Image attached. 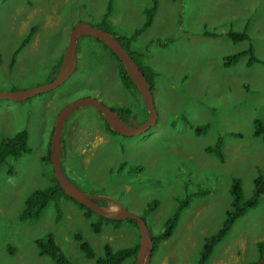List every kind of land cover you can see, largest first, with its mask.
I'll return each mask as SVG.
<instances>
[{
    "label": "rangeland",
    "instance_id": "rangeland-1",
    "mask_svg": "<svg viewBox=\"0 0 264 264\" xmlns=\"http://www.w3.org/2000/svg\"><path fill=\"white\" fill-rule=\"evenodd\" d=\"M156 2L152 25L133 40L131 49L157 74L152 88L157 125L136 138L113 135L105 131L100 111L79 108L64 126L62 167L86 194L107 197L141 216L153 237L184 205L174 235L159 245L150 264H198L206 240L223 228L233 183L239 180L249 199L255 179L264 174V141L254 136L255 120L264 125V0ZM153 3L0 0V92L51 83L76 24L131 38ZM231 31H247L249 40L235 43ZM27 38L12 66L14 53ZM249 47L263 63L249 67L246 56L225 67L226 57ZM77 57L76 72L59 88L23 103L0 101V144L26 130L32 149L17 161L14 175L9 174L13 163L0 168V264H55L38 254L36 241L48 235L71 264H96L105 257L106 246L116 251L140 244V230L129 220L109 222L98 214L88 218L75 201L60 194L40 217L21 220L28 197L54 184L46 157L56 119L66 106L94 98L116 112L130 109L129 119L124 117L134 124L148 119L140 94L124 87L115 57L100 41L80 37ZM204 125L209 128L198 136L196 128ZM219 140L223 162L206 151ZM97 203L116 209L106 200ZM99 222L101 231L95 233L93 225ZM75 234L91 244L95 259L80 251ZM262 257L264 196L215 246L206 264H255Z\"/></svg>",
    "mask_w": 264,
    "mask_h": 264
},
{
    "label": "trees",
    "instance_id": "trees-1",
    "mask_svg": "<svg viewBox=\"0 0 264 264\" xmlns=\"http://www.w3.org/2000/svg\"><path fill=\"white\" fill-rule=\"evenodd\" d=\"M153 6L150 9H147L146 12V22L143 24V26L131 37H118L117 35L111 33L105 28H102L103 30L111 33L114 37H116L121 44L125 47V49L131 54V56L134 58V60L139 64L141 70H143L148 84L153 88L154 81L156 79V72L152 68H150L147 65H144L141 61L136 59L134 52H132V45L133 40L138 37L145 29L149 28L153 21L154 17L157 12V2L156 0H152ZM112 12V5L111 3L108 5V13L105 15L107 18L109 14ZM101 28V27H100ZM36 27L33 29L35 31ZM33 30L31 31L33 33ZM32 33L30 35H32ZM210 35V34H208ZM214 36V35H211ZM30 37V36H28ZM229 37L235 42H244L246 40H249V35L247 34V31L244 32H230ZM28 38L24 39L18 48V50L14 53L12 63L11 65H15V59L19 52L25 48L28 44ZM104 45V44H103ZM105 46V45H104ZM112 54V56L115 57L118 65L119 74L118 77L121 79L124 87L130 91L137 90L135 84L130 79L128 74L125 71V68L121 61L112 53V51L105 46ZM248 57V66H252L255 62H262L260 61L255 55L252 47H249L247 50L240 52L238 54L228 56L225 58V67L230 68L235 66L239 60L242 57ZM63 57L61 59L62 64ZM263 63V62H262ZM11 66V67H12ZM60 68V67H59ZM57 76V75H56ZM56 78V77H55ZM54 78V79H55ZM139 93V92H138ZM144 103V102H143ZM146 108L145 104H143ZM147 109V108H146ZM114 110V109H113ZM116 111V110H114ZM117 112L122 113L123 115L127 114L126 116H131L130 109H120ZM126 117V118H127ZM123 118V116H122ZM129 118V117H128ZM125 119V118H124ZM209 128L208 125L199 126L196 128V134L198 136L205 134L206 130ZM105 131L109 134L118 135L114 131H112L106 122V128ZM241 136V135H240ZM239 136V137H240ZM254 136L257 138H262L264 141V125L260 119L255 120V132ZM223 143L221 140H219L215 146H211L208 149H206L207 152L214 154L221 162L224 161V154H223ZM32 152V149L30 147V135L29 132L24 130L19 132L15 137L13 138H4L3 142L0 144V168L8 162L13 163L14 165L9 168V174L12 176L15 174V164L17 161L21 159L23 155L30 154ZM46 160L48 163L50 162V146L48 155L46 157ZM63 165V163H62ZM53 170V168H52ZM54 184L50 187L42 190H37L34 193H32L26 203H25V211L21 216V220H33L42 215V213L47 209L52 203H55L58 194L65 196L68 199L69 198L64 191L60 188L58 181L53 177ZM255 188L253 196H251L249 199H245L243 196V191L241 187V182L237 180L233 183V187L231 189V197H232V205L231 209L226 214V221L223 225V228L218 231L216 234L212 235L210 238L206 240V243L204 244V248L202 250L201 258L198 261V264H206L208 260L212 257L214 253L215 246L224 240V238L230 233L235 223L243 218L245 215H247L249 210H252L256 207H258L260 203V199L264 196V174H261L259 177H257L254 181ZM73 200V199H71ZM75 201V200H73ZM76 202V201H75ZM77 203V202H76ZM79 207H81L83 210L86 211V215L88 218L92 217L94 212L86 208L85 206L77 203ZM183 205V204H182ZM185 206L179 207V209L173 214V216L167 221L164 227V231L159 234L156 237H153V241L155 243V251H157L159 245L163 243L164 241H167L172 238V236L175 233V230L177 228L179 219H180V213L182 209ZM100 218L104 219L105 221L109 222H115L108 220L104 217L99 216ZM131 223H133L135 226L138 227L137 222L134 220H129ZM115 223H120V221H117ZM93 231L95 233H99L101 231V222L94 223L93 225ZM49 237L44 239H39L36 241L37 246L39 248L38 254L41 257H49L55 264H71L69 260L67 259L66 255L64 254L63 250L58 246V244L55 241V238L53 235H48ZM75 241L78 243L79 249L86 258L93 260L96 258L95 251L91 244L84 240L83 236L81 234H75L74 236ZM263 244L261 243L259 245V248L262 249ZM139 251V244H136L133 247H127L118 249L116 251L112 250L110 246H106L105 248V257L103 258H97L96 264H124L127 260L133 259V264L137 261V255ZM263 258V257H262ZM261 258V259H262Z\"/></svg>",
    "mask_w": 264,
    "mask_h": 264
},
{
    "label": "water",
    "instance_id": "water-1",
    "mask_svg": "<svg viewBox=\"0 0 264 264\" xmlns=\"http://www.w3.org/2000/svg\"><path fill=\"white\" fill-rule=\"evenodd\" d=\"M82 36L91 37L100 41L121 61L126 73L135 84L140 97L147 108L148 119L141 125H137L132 122L129 124L126 119L119 115V113L108 107L101 100L94 98H84L66 106L56 119L50 143V162L54 171V178L58 181L60 188L69 198L85 206L95 214L111 221L134 220L137 222L140 230V244L135 264H150L155 250V243L152 238L151 229L146 221L141 216L129 211L112 199L86 194L70 181L64 173L62 167L64 126L69 117L79 108L93 107L97 109L103 114L112 131L127 138H136L147 133L157 125L158 113L155 105L153 90L148 84L147 78L143 70H141L139 64L134 60L121 42L111 33L100 27L80 22L76 24L71 31L69 44L63 55L59 74L51 83L25 91L0 92V101L23 103L41 94L51 92L63 85L77 70L78 41ZM100 200L110 202L116 207V209L112 210L110 207H101L97 203V201ZM255 264H264V257Z\"/></svg>",
    "mask_w": 264,
    "mask_h": 264
},
{
    "label": "flooded vegetation",
    "instance_id": "flooded-vegetation-1",
    "mask_svg": "<svg viewBox=\"0 0 264 264\" xmlns=\"http://www.w3.org/2000/svg\"><path fill=\"white\" fill-rule=\"evenodd\" d=\"M71 34V33H70ZM117 113H119V115L122 117L123 116V118H125L124 117V115L122 114V113H120V112H117ZM129 119V118H128ZM128 119L126 120L129 124L131 123L130 121H128ZM98 202V201H97ZM112 206H114V205H112ZM115 222H117V221H115ZM121 222V221H120Z\"/></svg>",
    "mask_w": 264,
    "mask_h": 264
}]
</instances>
